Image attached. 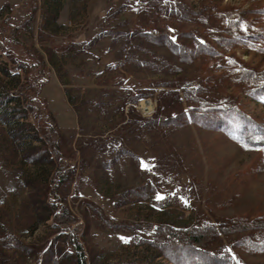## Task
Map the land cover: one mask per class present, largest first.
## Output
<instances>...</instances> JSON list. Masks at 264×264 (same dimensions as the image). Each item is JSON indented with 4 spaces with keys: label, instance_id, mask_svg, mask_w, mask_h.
I'll use <instances>...</instances> for the list:
<instances>
[{
    "label": "rangeland",
    "instance_id": "obj_1",
    "mask_svg": "<svg viewBox=\"0 0 264 264\" xmlns=\"http://www.w3.org/2000/svg\"><path fill=\"white\" fill-rule=\"evenodd\" d=\"M8 1L0 264H76V252L83 264H208L148 226L204 221L221 232L233 220L264 221V144L227 132L264 126V101L237 79L264 69V0H181L193 15L184 21L175 0ZM240 16L250 26L241 32ZM172 90L181 101L166 119L129 116L130 94L156 110ZM51 125L58 157L41 130ZM63 166L73 172L61 180ZM62 207L76 218L68 226L55 218ZM220 245L231 264H264V228L219 233Z\"/></svg>",
    "mask_w": 264,
    "mask_h": 264
},
{
    "label": "trees",
    "instance_id": "obj_2",
    "mask_svg": "<svg viewBox=\"0 0 264 264\" xmlns=\"http://www.w3.org/2000/svg\"><path fill=\"white\" fill-rule=\"evenodd\" d=\"M152 5H157L159 7L161 0H149ZM171 5V4H170ZM174 6H176L174 10L180 17L182 21L184 20H192L190 18H193V15H190L192 12V9L190 8L189 4L187 2L181 1V0H175L174 1ZM167 10V9H165ZM235 11L229 10L225 14L228 16L230 19L237 18L236 16H233ZM241 13L237 14L240 15ZM238 25L236 26V30L239 32L246 30L250 28L249 24H244V20L240 16V19H237ZM159 32L158 36L161 38H166L168 37L169 33L166 30L162 31H157ZM76 46H70L69 49H75ZM239 81H243L245 86L249 88L250 93L257 99H261L264 101V69L261 71H253L250 69H240L239 70V75L237 77ZM47 81V79L41 80L39 83V87L37 92H40L41 86ZM37 86V85H36ZM35 84L32 85L31 89L33 88L34 90L37 89ZM192 86V85H191ZM170 95V96H168ZM162 96V98L159 100V106L156 108V110L152 114V119H166V116L164 114H168L170 110H175L177 108V104L180 103L179 96L177 92L174 90L166 92V96ZM143 97V93H135V94H130L127 97L126 103L128 105V112L129 116H137L138 120H142L144 117L137 114H134V108L133 105L137 99ZM167 97V99H166ZM190 97V96H189ZM1 98L0 100V107L6 105L7 99ZM8 99H12V97H8ZM70 103V101H69ZM232 103H229V101L225 104V111L227 109H230L232 107ZM219 111L221 110L220 108H217ZM223 111V112H225ZM231 113V111H229ZM164 113V114H163ZM237 114L242 116L243 114L237 110ZM52 116H48L49 120L53 121ZM245 124H247L248 119H244ZM52 126V125H51ZM225 126V125H224ZM243 125H241L242 127ZM227 127V126H226ZM230 128V127H228ZM47 137V141L52 144V148L54 150L55 156L58 157V152H59V140L60 139H52L53 135L55 134L54 132L56 131L57 133L59 132L56 128L55 131L53 126L52 128H42L41 129ZM227 132L231 135L234 136L235 138H240L242 137L248 144L250 145H260L264 144V126L262 125L261 127L259 126H252L250 128H239V129H228ZM240 138V139H242ZM64 167V166H63ZM73 172L72 168H66L59 170L58 172V179H66L67 176H71ZM52 205V204H51ZM54 208V207H53ZM95 209L98 210L99 212H103L100 207L95 206ZM100 212V215H101ZM56 220L60 221L62 225L68 226L70 223L75 222L76 218L67 210V208H61L60 211L57 212L55 216ZM102 219L104 221H108L106 216L103 214ZM110 222V221H109ZM114 225H122L120 222H115ZM225 226V227H224ZM223 229L221 232H217L215 228L207 222L204 221H198L190 226H185L178 228L176 230H172L169 226L167 225H149L148 227L153 228L154 231L156 232L157 236L159 239L167 240L168 244L171 246H184L188 250H190L193 253H198V254H206L207 260H213V262H208V264H231V261L229 262L230 258L227 257L228 253L224 249V246H218V247H213L212 246V241L214 238L220 233L223 235H228L236 230H248V229H263L264 228V221H261L259 219H251V220H233L228 225H224ZM75 260L76 264H83V259L82 256L79 255V253H75ZM226 257V258H225ZM206 258V257H205ZM216 258V259H215Z\"/></svg>",
    "mask_w": 264,
    "mask_h": 264
},
{
    "label": "built area",
    "instance_id": "obj_3",
    "mask_svg": "<svg viewBox=\"0 0 264 264\" xmlns=\"http://www.w3.org/2000/svg\"><path fill=\"white\" fill-rule=\"evenodd\" d=\"M142 116H151L155 111L156 102L150 97H143L134 104Z\"/></svg>",
    "mask_w": 264,
    "mask_h": 264
},
{
    "label": "crops",
    "instance_id": "obj_4",
    "mask_svg": "<svg viewBox=\"0 0 264 264\" xmlns=\"http://www.w3.org/2000/svg\"><path fill=\"white\" fill-rule=\"evenodd\" d=\"M7 2H9L8 0H3V2L1 3V5H0V8H1V6H3V5H5V4H8ZM38 3V2H37ZM39 6V5H38ZM33 11V10H32ZM30 16H32V12H31V14H29V16H27V20L30 18Z\"/></svg>",
    "mask_w": 264,
    "mask_h": 264
},
{
    "label": "snow or ice",
    "instance_id": "obj_5",
    "mask_svg": "<svg viewBox=\"0 0 264 264\" xmlns=\"http://www.w3.org/2000/svg\"><path fill=\"white\" fill-rule=\"evenodd\" d=\"M245 146H247V145H245ZM159 198V197H158ZM122 239H125V240H127L128 238H122Z\"/></svg>",
    "mask_w": 264,
    "mask_h": 264
}]
</instances>
